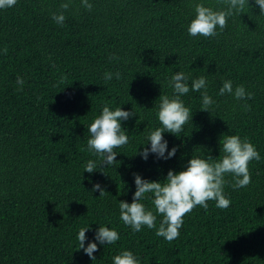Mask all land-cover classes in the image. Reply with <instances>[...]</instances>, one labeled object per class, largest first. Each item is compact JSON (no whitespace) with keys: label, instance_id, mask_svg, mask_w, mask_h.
Here are the masks:
<instances>
[{"label":"trees","instance_id":"obj_1","mask_svg":"<svg viewBox=\"0 0 264 264\" xmlns=\"http://www.w3.org/2000/svg\"><path fill=\"white\" fill-rule=\"evenodd\" d=\"M64 2L18 0L0 10V264H112L125 249L141 264H264V15L246 7L215 37L189 38L193 0H90V11L80 0L64 10ZM204 2L224 8L222 0ZM60 11L63 26L52 20ZM175 71L206 75L215 104L200 111L199 92L182 97L192 121L180 138L164 134L169 149L178 146L176 156L145 162L136 153L160 126L159 97L172 95L167 83ZM224 79L244 85L251 99L218 95ZM105 104L135 114L122 124L129 143L115 149L107 175L83 173V164L97 159L86 151L87 127ZM236 134L262 158L249 163L248 186L226 185L228 208L215 201L194 208L171 242L155 229L133 233L119 220L118 202H132L134 173L162 180L191 156L218 159L220 138ZM97 182L103 196L91 192ZM88 224L89 239L97 224L120 233L93 261L76 241Z\"/></svg>","mask_w":264,"mask_h":264},{"label":"clouds","instance_id":"obj_2","mask_svg":"<svg viewBox=\"0 0 264 264\" xmlns=\"http://www.w3.org/2000/svg\"><path fill=\"white\" fill-rule=\"evenodd\" d=\"M18 0H0V10L11 9ZM81 5L91 10L90 0H80ZM224 8L217 10L206 6L204 0H193V15L190 18L186 32L189 38L215 37L218 30H223L228 19L234 15L244 13L246 7L258 8L259 14L264 15V0H222ZM71 0L61 4L67 10ZM52 20L63 26L66 20L64 11L52 14ZM6 53L7 49L2 50ZM111 75L105 74V80ZM190 82V83H189ZM24 78L17 76L16 84L22 88ZM209 80L206 75L193 78L190 73L175 71L168 79L167 86L172 95L160 96V103L156 113L160 126L150 130L146 142L142 143L136 155L147 162L150 156L156 160H169L176 156L178 146L169 149V142L164 134L169 133L180 138L184 125L192 121V109L185 105L182 97L189 92H199L201 96V110L207 111L215 104L208 94ZM230 95L235 100L251 99L252 94L246 91L244 85L233 87L230 79L222 80L218 95ZM135 114L133 111L117 106L114 109L105 104L99 115L95 116L87 127L89 134L86 151L97 159H89L83 164V173H95L97 169L107 175L103 169L116 164L119 149L129 143V136L122 126ZM261 154L256 146L247 138L240 135H223L219 140V158L208 156H191L180 171L169 169L162 180H148L139 173L133 174L135 191L132 202L121 200L118 202L119 220L131 229L133 233L141 232L145 227L155 229V234L166 241H173L180 235L184 217L194 208L207 209L209 201H215V206L226 209L231 200L225 194V187L229 183L234 190L248 186L251 183L249 163L261 160ZM231 177V181L227 178ZM99 191L103 196L107 191L99 182L94 183L91 192ZM149 200L152 208H148L144 201ZM160 217L157 224V217ZM93 238L89 239L86 232L91 230V224L81 227L76 234L79 250L93 261V255L99 246H115L120 240V233L115 227L97 224ZM87 241V245L85 242ZM112 264H141L140 258L132 250H121L112 257Z\"/></svg>","mask_w":264,"mask_h":264}]
</instances>
